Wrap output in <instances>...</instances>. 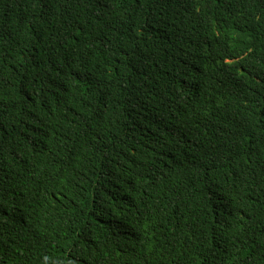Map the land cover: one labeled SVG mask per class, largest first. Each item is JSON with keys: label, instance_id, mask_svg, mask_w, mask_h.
<instances>
[{"label": "trees", "instance_id": "1", "mask_svg": "<svg viewBox=\"0 0 264 264\" xmlns=\"http://www.w3.org/2000/svg\"><path fill=\"white\" fill-rule=\"evenodd\" d=\"M0 264H264V0H0Z\"/></svg>", "mask_w": 264, "mask_h": 264}]
</instances>
